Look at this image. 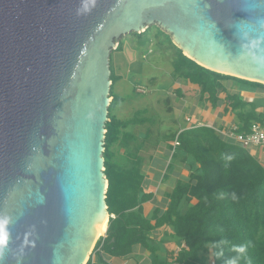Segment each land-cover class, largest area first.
Listing matches in <instances>:
<instances>
[{
	"label": "water",
	"instance_id": "95a60500",
	"mask_svg": "<svg viewBox=\"0 0 264 264\" xmlns=\"http://www.w3.org/2000/svg\"><path fill=\"white\" fill-rule=\"evenodd\" d=\"M152 27L264 86V0H0V264H85L109 215L110 55Z\"/></svg>",
	"mask_w": 264,
	"mask_h": 264
},
{
	"label": "trees",
	"instance_id": "16d2710c",
	"mask_svg": "<svg viewBox=\"0 0 264 264\" xmlns=\"http://www.w3.org/2000/svg\"><path fill=\"white\" fill-rule=\"evenodd\" d=\"M149 31L130 36L141 38ZM169 44L174 50V80L199 87L200 106L214 112L223 100L224 111L234 115L239 132H248L253 123L264 126V106L245 103L226 88L230 83L239 92L254 93L264 90L263 85L208 71L184 57L170 40ZM110 71L111 103L103 159L105 201L108 214L115 219L109 220L104 238L97 242L98 246L102 241V253L126 257L140 245L150 253L152 264H264V164L248 150L223 142L207 127L181 132L179 146L173 150L177 130L165 134L158 131L159 124L149 109L137 111L129 120H117L113 112L119 99L113 92L116 77L111 55ZM161 138L170 161L181 163L189 175L176 181L164 213L154 209L155 222L151 225V218L144 217L142 210L153 196L143 192V183L153 159L149 151L159 149ZM150 141L155 143L150 145ZM171 168L169 164L166 170ZM163 226H169L183 245L165 258L157 254L149 239L153 230Z\"/></svg>",
	"mask_w": 264,
	"mask_h": 264
},
{
	"label": "rangeland",
	"instance_id": "374dc122",
	"mask_svg": "<svg viewBox=\"0 0 264 264\" xmlns=\"http://www.w3.org/2000/svg\"><path fill=\"white\" fill-rule=\"evenodd\" d=\"M159 32L161 31L158 28L152 27L141 38L130 35L122 37L119 40L121 43L119 50L111 53L112 72L116 77L113 92L114 96L119 99L113 115L117 120L124 121L133 118L137 111L149 109L159 124L156 128L165 134L178 131L179 125H184L182 121L184 114H171L170 100L167 99L168 90L175 82L180 83V80H174L173 76L174 50L170 48V37L164 33V36L160 35ZM229 84L227 83V85ZM137 88H141L145 92L140 94L136 92ZM173 104L174 101H171V105ZM160 142L162 145L159 149L149 151V155L155 160L152 159L150 162H153L154 165L158 164V166L163 165L164 148H166L163 138ZM154 143V141H150V145ZM156 150L158 151L155 152ZM119 153L121 154L122 151ZM169 164H171L170 170H172L176 162H171L168 154L160 174L158 196H160L162 189L168 187L171 182L168 180L170 171L167 174V180L163 179ZM179 168L177 167L174 172L181 176L182 170ZM184 174L186 175V172ZM153 188L152 191H155L157 185Z\"/></svg>",
	"mask_w": 264,
	"mask_h": 264
},
{
	"label": "crops",
	"instance_id": "0c3cea01",
	"mask_svg": "<svg viewBox=\"0 0 264 264\" xmlns=\"http://www.w3.org/2000/svg\"><path fill=\"white\" fill-rule=\"evenodd\" d=\"M227 85V84H226ZM229 93L238 94L245 103L256 102L259 106H264V90L250 93V92H239L236 89L231 87V84L226 86ZM168 100H170L169 107L171 108V114H180L183 113V124L180 127L185 126V119L191 118L192 122H201L205 125H212L219 129H224L229 127L230 125H236L234 115L228 111H224L225 104L223 100H220L218 104L217 110L210 111L207 107H202L199 105V97H200V89L197 86H193L188 82H175L171 89L168 90ZM173 93V94H172ZM171 101H174V104L171 105ZM228 108V107H227ZM180 118V117H179ZM174 123V122H173ZM176 123V122H175ZM177 125V126H178ZM166 151V152H165ZM251 156L256 157L259 162L264 164V150L262 148H254L248 151ZM169 152L164 148V160L163 165H165V159L167 158ZM171 156V155H170ZM155 161V160H154ZM163 165L158 166L154 165L153 162H150V166L148 167L145 180L143 183V192L152 193V200L149 203L143 205V216L150 219V224H154V218L152 215L154 213V209H160L161 213H164L167 209L168 205V195L172 192V189L175 186L176 181L178 180H186L188 178L189 172L185 167H182L181 163L175 164L172 170L167 171L163 175V179L170 180V184L168 187L162 189L160 196H158L159 191H157L160 185V174L163 170ZM181 169V176H178L174 171L176 168ZM198 166H195L197 168ZM167 169V167H166ZM186 172V175L184 174ZM157 188L155 191H152L155 186ZM149 239L152 241L153 248L157 250V254L161 257H166L167 254L171 252L179 251L180 248L183 247L181 242L174 237L173 230L169 226H163L159 229H155L149 236ZM152 258L150 253L144 249L140 245H136L132 248L131 254L126 257H112L105 253H102L99 256L97 261L98 264H152Z\"/></svg>",
	"mask_w": 264,
	"mask_h": 264
},
{
	"label": "built area",
	"instance_id": "2783aa9c",
	"mask_svg": "<svg viewBox=\"0 0 264 264\" xmlns=\"http://www.w3.org/2000/svg\"><path fill=\"white\" fill-rule=\"evenodd\" d=\"M136 92L143 94L145 92V90L143 91V89L141 88H137ZM201 127H207L210 129H213L214 132L221 137L222 141L227 143V144H231V145H236V146H240L245 150H252L254 148H262L264 149V126H262L260 123H253L248 132H239L237 126L234 125H230L227 128L224 129H219L216 128L212 125H205L201 122H192L191 118H186L185 119V126L184 127H180L177 131V134L175 136V139L173 141V150L175 148H177L179 146L178 143V135L185 131V130H192V129H196V128H201ZM115 219V215H108V222L109 220H114ZM105 236V235H104ZM104 236L97 238V241L95 242L91 252L89 253V256L85 262V264H98V258L99 256L102 255V241H100V243H98L97 246V242L99 241L100 238H104ZM210 264H214L213 262H211Z\"/></svg>",
	"mask_w": 264,
	"mask_h": 264
},
{
	"label": "bare ground",
	"instance_id": "6f19581e",
	"mask_svg": "<svg viewBox=\"0 0 264 264\" xmlns=\"http://www.w3.org/2000/svg\"><path fill=\"white\" fill-rule=\"evenodd\" d=\"M107 225H108V217L104 220V222L100 226L98 234H97V238L102 237V236L105 235L106 229H107Z\"/></svg>",
	"mask_w": 264,
	"mask_h": 264
},
{
	"label": "clouds",
	"instance_id": "9594fccd",
	"mask_svg": "<svg viewBox=\"0 0 264 264\" xmlns=\"http://www.w3.org/2000/svg\"><path fill=\"white\" fill-rule=\"evenodd\" d=\"M243 249H241V251H242Z\"/></svg>",
	"mask_w": 264,
	"mask_h": 264
}]
</instances>
